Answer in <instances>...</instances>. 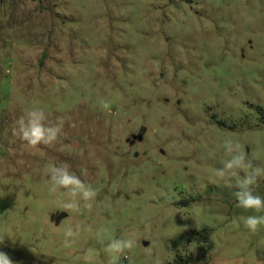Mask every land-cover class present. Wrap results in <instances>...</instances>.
Segmentation results:
<instances>
[{
	"label": "rangeland",
	"instance_id": "374dc122",
	"mask_svg": "<svg viewBox=\"0 0 264 264\" xmlns=\"http://www.w3.org/2000/svg\"><path fill=\"white\" fill-rule=\"evenodd\" d=\"M36 108L61 128L51 147L13 135ZM226 140L264 197V0H0V252L14 264H264V227H244L264 213L233 195L246 170L216 174ZM61 163L96 189L90 208L51 191ZM113 238L136 245L113 258Z\"/></svg>",
	"mask_w": 264,
	"mask_h": 264
},
{
	"label": "clouds",
	"instance_id": "9594fccd",
	"mask_svg": "<svg viewBox=\"0 0 264 264\" xmlns=\"http://www.w3.org/2000/svg\"><path fill=\"white\" fill-rule=\"evenodd\" d=\"M104 108H108L107 104H103ZM47 116L42 109L36 108L27 113L22 114L16 121L15 127L12 129L13 135L25 142L28 147L36 148L39 145L53 146L59 139L61 128L57 124L46 123ZM225 150L232 153L231 158L225 162L224 166L217 170V176L224 178L226 176H234L240 171L245 174L239 179L233 193L237 207L246 211L252 210L255 213H264V197L256 194L255 187L260 170L253 166L251 160L241 152L240 145L232 140L224 142ZM47 177L51 185V191H60L67 197L63 207L71 211L79 212L81 202L85 207H91L97 195L96 189L86 184L81 178L71 170L66 164H53L47 168ZM244 227L251 232H256L260 227H264V215H249L244 218ZM79 229L69 227L64 232V244L69 246L72 239L75 238ZM104 229H100L97 233L98 239L102 240ZM2 242V239H0ZM136 245V241L132 238H113L106 245V252L110 257H125ZM126 258V257H125ZM91 257L85 255L86 264L91 261ZM0 264H14L6 253L0 252Z\"/></svg>",
	"mask_w": 264,
	"mask_h": 264
},
{
	"label": "water",
	"instance_id": "95a60500",
	"mask_svg": "<svg viewBox=\"0 0 264 264\" xmlns=\"http://www.w3.org/2000/svg\"><path fill=\"white\" fill-rule=\"evenodd\" d=\"M191 123H193L191 121ZM76 143V141L74 140L73 141V146L74 144ZM67 216V214L65 212H60L59 214H57L55 217H54V223L55 224H58L60 222L61 219L65 218Z\"/></svg>",
	"mask_w": 264,
	"mask_h": 264
}]
</instances>
